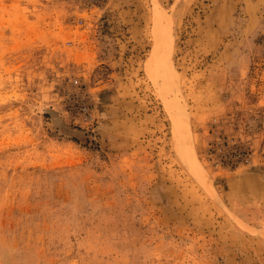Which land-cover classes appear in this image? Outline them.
I'll return each mask as SVG.
<instances>
[{
  "label": "rangeland",
  "instance_id": "obj_1",
  "mask_svg": "<svg viewBox=\"0 0 264 264\" xmlns=\"http://www.w3.org/2000/svg\"><path fill=\"white\" fill-rule=\"evenodd\" d=\"M0 264H264V0H0Z\"/></svg>",
  "mask_w": 264,
  "mask_h": 264
},
{
  "label": "built area",
  "instance_id": "obj_2",
  "mask_svg": "<svg viewBox=\"0 0 264 264\" xmlns=\"http://www.w3.org/2000/svg\"><path fill=\"white\" fill-rule=\"evenodd\" d=\"M72 85L74 87H79L80 86L79 80L74 79L72 81ZM78 116L80 117L82 122L85 123L86 125L93 126L97 122L90 108L87 106H82L79 108ZM215 151L216 152L219 151L217 152L219 153L218 155L219 158L213 163L217 168H221L222 166H227V165L235 166L240 163H249V160H250L248 157V154L242 151H240L239 153H235V154L229 152L225 148L223 149L215 148Z\"/></svg>",
  "mask_w": 264,
  "mask_h": 264
}]
</instances>
